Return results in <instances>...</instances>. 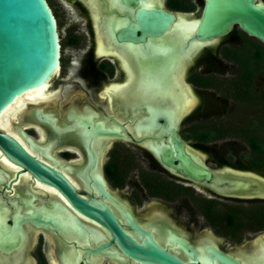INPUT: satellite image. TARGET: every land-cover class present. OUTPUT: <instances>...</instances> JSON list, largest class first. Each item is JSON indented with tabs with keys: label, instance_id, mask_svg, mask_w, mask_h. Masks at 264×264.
Instances as JSON below:
<instances>
[{
	"label": "flooded vegetation",
	"instance_id": "flooded-vegetation-1",
	"mask_svg": "<svg viewBox=\"0 0 264 264\" xmlns=\"http://www.w3.org/2000/svg\"><path fill=\"white\" fill-rule=\"evenodd\" d=\"M46 2L53 15L55 7L66 12V60L60 54L59 69L44 91L53 95L50 104L27 103L10 127L25 144L20 131L40 147L54 143L50 152L60 163L29 154L60 173L82 200L107 207L138 245L150 237L186 264H224L214 250L236 264H249L243 258L248 256L250 264L264 262L262 141L243 136L251 153L244 168L221 163L215 169L206 151L225 132L236 135L231 123L244 133L248 105H264V88L257 83L264 45L238 27L217 39H198L194 31L206 0ZM256 3L264 6V0ZM155 11L172 20L162 31L145 30L138 14ZM175 135L189 160L210 174L209 182L162 163V150L173 149ZM97 140L104 142L100 160L92 146ZM0 171V226L20 222V235L0 228L6 243L0 246V264H16L8 258L17 253L21 264H145L123 254L101 224L1 150ZM36 214L58 219L63 228L22 223ZM94 250L99 253H90Z\"/></svg>",
	"mask_w": 264,
	"mask_h": 264
},
{
	"label": "water",
	"instance_id": "water-1",
	"mask_svg": "<svg viewBox=\"0 0 264 264\" xmlns=\"http://www.w3.org/2000/svg\"><path fill=\"white\" fill-rule=\"evenodd\" d=\"M138 17L146 26L145 30L153 32L167 28L172 20V16L162 11L141 12ZM234 27L264 45V6L257 4L256 0H206L195 34L200 40H212L228 35ZM60 54L56 20L46 0H0V115L17 98L49 82L56 72ZM38 115L43 121H50L41 112H38ZM4 131L11 136V130ZM8 135L0 133L1 152L36 180L58 190L77 212L101 224L112 237L117 238L121 252L127 257L145 264H186L158 246L150 237L142 245L135 243L120 229L107 207L92 200H82L60 173L32 157L24 145L21 144L23 148L16 141L17 138L14 140ZM22 135L25 137L24 133ZM25 138L30 150L42 158L51 160L56 166L60 163L50 152L54 143H42L40 147L32 138ZM171 141L173 149L162 150V163L172 171L182 173L196 182H209L210 174L189 160L184 153L182 141L176 135ZM92 146L96 148L100 160L104 152V142L97 140ZM92 161L94 162L93 158ZM60 167L73 172L68 164H61ZM3 174L4 172L0 171V181ZM78 176L82 178L81 173H78ZM210 186L215 188L217 184L211 182ZM100 189L107 196L102 185ZM14 206L16 207V204ZM123 211L126 212L130 225L137 229L126 209ZM24 222L46 230L63 228L58 219L39 214L24 218L22 223ZM75 224L81 227L78 221ZM0 228L8 229L9 232L16 229L20 235V222L11 227L1 224ZM3 244L6 243L0 239V246ZM92 252L99 253V250L90 251ZM260 253L264 259V251ZM212 254L224 264H236L215 250ZM243 258L251 263L249 256ZM13 260L16 264L22 263L19 253L8 258L9 262Z\"/></svg>",
	"mask_w": 264,
	"mask_h": 264
},
{
	"label": "rangeland",
	"instance_id": "rangeland-1",
	"mask_svg": "<svg viewBox=\"0 0 264 264\" xmlns=\"http://www.w3.org/2000/svg\"><path fill=\"white\" fill-rule=\"evenodd\" d=\"M51 1L54 3V0ZM54 10V18L56 20L61 46V58L66 60V12L56 7ZM257 83L264 88V72L263 76L257 80ZM245 110L247 115L246 122L243 124L245 130L244 133L238 134L237 129H234L240 124L231 123L230 127H228L231 133L236 131V135L232 136L225 132V136H222L218 141L210 144L209 150H206L207 152L212 153V161H210V163L213 168L217 169L218 165L221 163H229L231 164L230 167L237 166L241 168L248 165V161L246 160L247 157H250L251 153L249 145L243 136L246 138H253L255 136L256 139L262 141V146L264 147V105L261 104L258 105V107H251L248 105ZM133 176H131V178L134 179ZM245 205L247 207L254 206L251 203Z\"/></svg>",
	"mask_w": 264,
	"mask_h": 264
},
{
	"label": "bare ground",
	"instance_id": "bare-ground-1",
	"mask_svg": "<svg viewBox=\"0 0 264 264\" xmlns=\"http://www.w3.org/2000/svg\"><path fill=\"white\" fill-rule=\"evenodd\" d=\"M184 23V22H183ZM183 26V25H182ZM192 26V25H191ZM97 27V26H96ZM189 27V26H188ZM197 27V26H196ZM196 29V28H195ZM191 31H189L188 33H190ZM193 32V31H192ZM195 32V31H194ZM193 34V33H192ZM98 45V44H97ZM59 69V64L56 67V72ZM181 79V78H180ZM48 87V83L45 84L44 86L30 91L26 94H24L23 96L17 98L14 103L12 105H10L8 108H6L0 115V129L2 130H11V136L13 138H17L18 141L20 142V144H23L24 147L26 148L27 151L33 152L32 150L29 149L26 138L27 137L25 135V137H23L22 131H20V136L23 137L24 141H26V144L23 143V141L21 140V138H19L18 135L15 134V132L13 131V129H11L10 125L12 124L11 122H16L18 115L21 114H25V108L27 103L29 104H33V105H38V104H43L44 107H46L49 103L50 100H52L51 98L53 97L52 94H44V91L47 89ZM121 92V91H120ZM123 92V91H122ZM121 92V93H122ZM107 93V92H106ZM137 99V97H136ZM28 109V108H27ZM42 109V108H41ZM18 123V122H17ZM18 132V131H17ZM44 136V135H43ZM43 143V142H42ZM29 153V152H28ZM38 156V155H37ZM4 162V161H3ZM6 163V162H5Z\"/></svg>",
	"mask_w": 264,
	"mask_h": 264
},
{
	"label": "trees",
	"instance_id": "trees-1",
	"mask_svg": "<svg viewBox=\"0 0 264 264\" xmlns=\"http://www.w3.org/2000/svg\"><path fill=\"white\" fill-rule=\"evenodd\" d=\"M261 58H262V57H261ZM261 58H260V59H261ZM261 60H263V59H261Z\"/></svg>",
	"mask_w": 264,
	"mask_h": 264
}]
</instances>
